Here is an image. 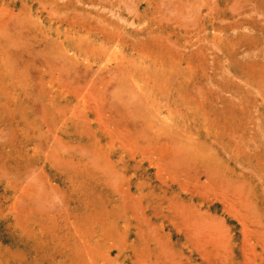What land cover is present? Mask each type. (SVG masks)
<instances>
[{
	"label": "rangeland",
	"instance_id": "1",
	"mask_svg": "<svg viewBox=\"0 0 264 264\" xmlns=\"http://www.w3.org/2000/svg\"><path fill=\"white\" fill-rule=\"evenodd\" d=\"M0 264H264V0H0Z\"/></svg>",
	"mask_w": 264,
	"mask_h": 264
},
{
	"label": "bare ground",
	"instance_id": "2",
	"mask_svg": "<svg viewBox=\"0 0 264 264\" xmlns=\"http://www.w3.org/2000/svg\"><path fill=\"white\" fill-rule=\"evenodd\" d=\"M99 19V18H98ZM131 122V121H130ZM146 128V127H145ZM154 135V134H153ZM156 136V135H155ZM156 138H157V136H156ZM156 140V139H155ZM182 148V147H181ZM168 165V164H167Z\"/></svg>",
	"mask_w": 264,
	"mask_h": 264
}]
</instances>
